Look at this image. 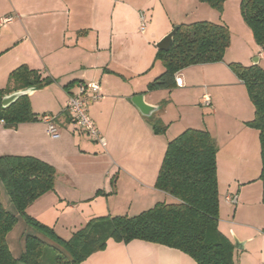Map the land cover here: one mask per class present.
I'll return each instance as SVG.
<instances>
[{"label": "crops", "instance_id": "0c3cea01", "mask_svg": "<svg viewBox=\"0 0 264 264\" xmlns=\"http://www.w3.org/2000/svg\"><path fill=\"white\" fill-rule=\"evenodd\" d=\"M170 4H177V9ZM144 11L148 25L139 32L138 18L140 21ZM5 17L11 22L0 24V90L7 86L9 74L22 65L55 81L43 89H32L27 97L37 117L56 116L59 138L52 139L39 121L14 129L0 124V156L33 157L56 171L54 190L26 209L30 217L67 240L91 218L133 217L156 203L170 202L168 195L154 187L166 146L185 130L198 129L206 130L218 147V230L232 241L221 227L232 229L233 221L224 223L226 218L234 220L229 207L233 204V211H237L246 206L250 193L240 181L235 197L229 186L221 188L219 154L223 148L243 154L250 145L256 151L259 141L257 131L245 125L253 119L254 108L244 86L228 68L232 62L224 61L229 48L221 62L193 65L176 73L181 87L146 89L164 72L163 66L154 61L155 44L179 25L209 20L225 25L216 12L198 0H0V21ZM249 48L250 57L258 58L257 65L264 70V46L252 40ZM88 82L100 86L101 100L90 103L87 111L105 146L76 129L64 113L68 95L76 92L78 84ZM139 95L155 107L151 116L167 126L164 134L155 135L147 117L132 104L131 99ZM203 95L210 98V107L202 103ZM228 97L235 99L238 107L230 119L223 117ZM202 107L209 113L206 117L200 115ZM98 191L105 195H96ZM66 214L74 216L75 229L68 231L63 225L59 228L57 221H50L51 215L61 218ZM23 222L18 220L16 225ZM16 225L6 242L12 256L19 258L24 238L15 232ZM27 229L25 226V234L48 244L49 240ZM243 236L237 240L245 247L249 240ZM236 251L234 248L233 259ZM80 264L195 263L187 255L161 245L108 240L103 251Z\"/></svg>", "mask_w": 264, "mask_h": 264}, {"label": "trees", "instance_id": "16d2710c", "mask_svg": "<svg viewBox=\"0 0 264 264\" xmlns=\"http://www.w3.org/2000/svg\"><path fill=\"white\" fill-rule=\"evenodd\" d=\"M221 13L228 0H198ZM240 14L255 44L264 46V0H239ZM230 44L226 25L201 21L177 26L173 43L167 51L157 50L164 72L147 84V91L176 87L175 74L193 65L223 61ZM229 70L244 86L254 108L253 119L245 125L258 133L261 202L264 205V70L259 65L228 64ZM37 71L22 65L9 74L0 96L15 91L44 87L54 83ZM69 87H64L67 89ZM155 135L167 126L154 115L146 118ZM0 121L7 129L22 123L37 122L27 95L0 108ZM218 147L206 130L187 129L168 142L155 182V189L168 195L170 202L156 203L140 214L91 218L65 240L49 227L26 213L43 195L54 190L55 169L28 156H0V182L16 214L8 212L0 200V264H41L47 245L34 235H26L19 258L9 251L6 237L21 218L26 225L56 245L54 264H80L95 252L103 251L108 240L128 244L142 241L177 250L195 264H235L234 246L218 230L219 195L216 155ZM113 183V182H112ZM96 195H105L96 192ZM264 234V228L262 230Z\"/></svg>", "mask_w": 264, "mask_h": 264}, {"label": "rangeland", "instance_id": "374dc122", "mask_svg": "<svg viewBox=\"0 0 264 264\" xmlns=\"http://www.w3.org/2000/svg\"><path fill=\"white\" fill-rule=\"evenodd\" d=\"M176 5L177 4H170V7L176 10ZM206 7L213 12H216V16L219 17L220 22L224 23L229 30L230 44L228 47L229 50L224 57V61L226 63L241 62V64L243 65H250V63H252L253 59L255 58V56L252 58L250 57V55H252V50L249 48L253 37L250 30L242 20L239 0H228V3L223 4L221 13L210 8L208 5H206ZM140 14L143 15L144 21H139L138 18L137 28L139 32H142V30H140L142 23L144 24L145 28L148 25L147 12L144 11V14ZM205 17L208 18V16ZM209 21L211 22V20ZM155 62L158 63V61ZM159 64L161 63L159 62ZM226 103L227 104L225 106V111H223V117H225L226 119H230L234 114L238 112L237 102L235 101V99H231L228 97L226 98ZM202 109L203 111L201 110L200 115L203 114L205 117L209 115L204 107H202ZM250 147L251 151H248ZM250 147H248L247 152L243 154H232L231 151L227 148H223L219 154L218 171L221 188L229 186V190L231 189V191H233V197H235L236 189L238 188L237 184H239L238 182L240 181V183L243 185L241 187L248 186L247 191L250 193L248 195L249 202L246 206H240L237 211H233V204L230 205L229 210L231 208L230 212H234V220H232L231 217L226 218L224 220V223L233 221V223L235 224H232V229L228 230V228L221 227L222 230L224 229V233H226L232 241L233 236L238 239L242 235H244L243 237L249 240L245 247H243V249H239L236 251L234 255L235 264H264V234L262 232L264 228V205L261 202V184L258 180L260 172V155L259 148L256 147L255 151V148L252 149L253 145H250ZM0 187L3 196L0 199L2 205L6 207L8 212L16 214L13 206L7 199L6 193L1 183ZM235 209L237 208L235 207ZM58 213L60 214L59 211H57L56 214ZM67 216L68 215L66 214L65 216H61V218H59L60 216L56 215L53 218V216L51 215L50 221H53V223L57 221V225L59 228H61L60 225H63L64 229L68 231L69 229H75L73 227H75L74 225H77V223L74 222V216ZM18 220L20 222H23L21 218H18ZM25 226L26 228H28V233L33 232L35 233V235H38V233L34 229L26 225L24 222L20 223L19 226L16 225L15 232L19 236L25 238L26 235H29L25 234ZM29 230L31 232H29ZM53 247H56V245L48 241L44 256L41 259V264H54Z\"/></svg>", "mask_w": 264, "mask_h": 264}, {"label": "built area", "instance_id": "2783aa9c", "mask_svg": "<svg viewBox=\"0 0 264 264\" xmlns=\"http://www.w3.org/2000/svg\"><path fill=\"white\" fill-rule=\"evenodd\" d=\"M140 20L143 22L144 17L140 14ZM11 22L10 17L1 19L0 24H7ZM141 30L144 28V24L141 25ZM175 84L177 87H181L182 83L180 78H175ZM102 95L100 93V86L97 82H88L85 84H78L76 92L70 93L67 98V102L64 108V113L69 117L72 125L76 129L83 132L85 135L96 141L101 146H105L104 138L100 135L94 122L88 114L87 108L90 103L101 100ZM202 103L206 107L211 106L210 98L207 95L202 96ZM56 116L52 114H42L38 117L39 122L43 123L46 127V133L52 138H59L60 134L55 125ZM2 124V121H0Z\"/></svg>", "mask_w": 264, "mask_h": 264}, {"label": "water", "instance_id": "95a60500", "mask_svg": "<svg viewBox=\"0 0 264 264\" xmlns=\"http://www.w3.org/2000/svg\"><path fill=\"white\" fill-rule=\"evenodd\" d=\"M177 31V26L174 27L170 32H168L165 36H163L156 44L155 47L157 50L167 51L172 43H173V36ZM258 64V58H255L252 62V65ZM32 89L34 88H27L19 91L12 92L10 94L0 96V108L4 109L11 104H13L19 97L23 95H27ZM132 104L138 110V112L144 117H150L153 111H155V107L146 104L143 101V96H135L131 99ZM233 246L235 249H243V242H240L233 236ZM22 264V263H19Z\"/></svg>", "mask_w": 264, "mask_h": 264}]
</instances>
